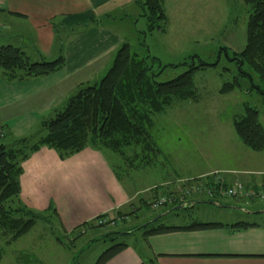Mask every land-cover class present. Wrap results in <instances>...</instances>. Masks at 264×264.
Masks as SVG:
<instances>
[{
    "label": "rangeland",
    "instance_id": "1",
    "mask_svg": "<svg viewBox=\"0 0 264 264\" xmlns=\"http://www.w3.org/2000/svg\"><path fill=\"white\" fill-rule=\"evenodd\" d=\"M158 1L164 20L159 23V32L153 31L144 36L143 43L148 51L146 59L148 64L153 58L158 61L159 66L171 67L164 68L155 80L162 82L176 77L186 70L185 64L193 60L196 63L195 58L215 66L204 67L193 74L195 102L170 100L164 112L152 116L156 147L161 155L172 152L176 162L184 164L179 172L183 177L204 171L210 173L208 177L213 181L218 179L227 185L234 180L248 182L243 184L262 190L260 186L264 183V150L252 152L246 149L235 136L231 121L242 113L243 106H249L257 110V120L264 130V100L261 94L249 89L248 82L244 79H239L240 89L233 88L219 93L221 86L233 82L236 75L233 62L225 58L222 50L224 48L227 56L231 57L238 55L244 48L247 5L242 0ZM108 9L111 13L104 27H110L109 30L118 33L122 42L132 51L142 53L138 46L139 33L146 30V24L144 18L139 16L141 12L136 7L135 0H112ZM73 32L81 34L83 29L80 26L74 28ZM52 59L54 58H45ZM159 66H156L155 72ZM252 83H255V79ZM54 109L44 115L52 114ZM127 155L129 152L125 151V156ZM161 155L152 164L144 162L142 168L135 161L130 166L129 163L116 161V157L106 152L118 178L127 189H142L147 184H158L164 168L174 176L172 172L176 169L170 168L166 162L168 160ZM156 166L157 169L163 167V173L154 175L152 169ZM146 170L150 172L143 176ZM204 183L201 182L200 185ZM182 185H175L173 192L178 195ZM156 188L164 194L169 193L167 189L162 190V186L156 185L135 197L133 205H136L137 199L147 198L153 191L156 192ZM190 195L193 202L209 201L208 196L203 193ZM148 199L144 205L139 206L137 213L134 212V217L125 221L121 216L119 220L115 217L111 226L64 229L56 219L36 220L26 233L14 240H11V234L5 235L6 232L3 233L1 229L0 264H94L99 254L113 243L104 234L140 226L160 215H164V223L173 225L193 222L230 223L238 220L256 223L264 221L262 213H247L263 210L264 197L252 202L216 197L215 200L227 208L196 203L186 209L168 213L162 207L150 210L148 204L152 199ZM187 201L188 199L186 203ZM242 209L245 211H241ZM127 211L128 209H124L121 213L130 217ZM141 239V231L135 230L129 235L119 236L115 242L121 241L138 248Z\"/></svg>",
    "mask_w": 264,
    "mask_h": 264
},
{
    "label": "crops",
    "instance_id": "2",
    "mask_svg": "<svg viewBox=\"0 0 264 264\" xmlns=\"http://www.w3.org/2000/svg\"><path fill=\"white\" fill-rule=\"evenodd\" d=\"M111 2L0 0V45L20 48L32 60L54 58L51 22L60 25L62 39L67 36L63 46L64 64L58 71L21 82L0 77V127L10 136L28 135L41 118L51 115L45 116L47 111L58 108L78 84L93 82L108 65L122 42L118 33L104 27L111 13L108 9ZM89 19H101L103 24L83 23ZM80 26L83 32L75 34L74 28ZM163 157L170 168L176 169L172 172L174 176L164 168L158 184L127 189L114 174L106 152L86 147L59 160L53 150L41 147L21 163L18 198L22 205L35 211H44L51 202L64 229H81V226L90 227L83 223L98 215L113 220L122 217L124 221L134 217L139 206L149 201L148 198L152 199L158 189L147 198L137 199L136 205H133L134 198L156 185L174 193L175 185H199L212 179L208 177L210 173L204 171L183 177L179 172L184 164L176 162L172 152ZM162 168L156 166L153 174L163 173ZM187 203L194 202L189 199ZM162 208L167 213L174 210L173 207ZM124 209H128L130 217L121 213ZM248 223L255 225L236 232L215 228L142 237L138 248L123 242L126 247L104 264H264V221ZM131 229L124 228L122 232Z\"/></svg>",
    "mask_w": 264,
    "mask_h": 264
},
{
    "label": "trees",
    "instance_id": "3",
    "mask_svg": "<svg viewBox=\"0 0 264 264\" xmlns=\"http://www.w3.org/2000/svg\"><path fill=\"white\" fill-rule=\"evenodd\" d=\"M248 7L245 26V45L238 55L225 58L233 62L236 70L233 82L223 84L219 93L233 88L240 89L239 79L248 82L249 89L261 94L264 100V0H242ZM144 18L146 30L140 32L138 46L142 53H135L122 42L114 50L108 65L98 78L91 83L78 84L48 117L41 118L33 130L26 136L14 138L0 127V230L5 235L11 234L14 240L26 233L36 220L59 222L56 210L51 202L44 211L26 208L19 201V176L21 163L39 148L53 150L59 160H64L82 149L109 152L116 161L133 164L137 162L143 168L144 162L152 164L160 155L152 132V116L165 111L170 100L196 101L193 74L196 70L215 64L201 62L198 58L185 64L186 70L176 77L158 82L155 77L166 67L159 66L156 59L147 63V48L143 43L146 33L161 30L159 23L164 15L158 0H135ZM101 19H89L85 23L98 25ZM103 23V22H102ZM54 34L53 46L56 52L54 59L40 57L32 60L20 48L11 45H0V73L6 81L21 82L31 78L53 74L64 64V39L60 37V25L51 22ZM142 38V40H141ZM194 59V57H193ZM156 66L158 71H154ZM255 79V83L253 82ZM231 125L238 141L252 152L264 150V130L257 120V110L243 106L242 113L232 119ZM125 151L129 155L125 156ZM163 157V155H161ZM122 159V160H121ZM114 174L118 178L115 172ZM119 179V178H118ZM213 187V180L204 183ZM222 184L225 183L222 181ZM255 187V186H253ZM264 188V186H261ZM255 189V188H253ZM171 194L170 192L167 195ZM209 198L208 202H217ZM250 202V201H249ZM173 201L164 206L168 209L181 205ZM190 206H185L188 208ZM171 210L172 211H175ZM167 214V213H166ZM98 215L83 225H97ZM255 224L246 221L232 223H196L173 225L164 223V215L157 216L143 226L127 232H111L106 236L112 245L101 252L94 264H104L126 246L115 242L119 236L129 235L140 230L142 237L164 234L175 231H194L221 228L228 232L245 230Z\"/></svg>",
    "mask_w": 264,
    "mask_h": 264
},
{
    "label": "built area",
    "instance_id": "4",
    "mask_svg": "<svg viewBox=\"0 0 264 264\" xmlns=\"http://www.w3.org/2000/svg\"><path fill=\"white\" fill-rule=\"evenodd\" d=\"M192 193H203L208 196V198H232L233 200H248L252 202L258 198L261 199L264 197V188H262V190L252 189L246 187L242 182H237L235 180L232 181L231 184L223 185L222 181L217 179L213 181V187H207L205 184L181 187L178 195L176 193L167 195V193L164 194L157 191L154 198L148 204V208L150 210H155L160 207H164L173 201L181 203L186 202L187 199H190L189 196H191L190 194ZM95 222L97 225L111 226L113 219L98 218Z\"/></svg>",
    "mask_w": 264,
    "mask_h": 264
},
{
    "label": "water",
    "instance_id": "5",
    "mask_svg": "<svg viewBox=\"0 0 264 264\" xmlns=\"http://www.w3.org/2000/svg\"><path fill=\"white\" fill-rule=\"evenodd\" d=\"M264 95V94H263ZM196 203H203V204H208V205H211V206H215V207H226L227 208V206L226 205H221V204H219L218 202H208V201H196V202H194V203H183V204H181V205H179V206H176V207H173L174 209H182V208H184L185 206H192L193 204H196ZM235 208V207H234ZM236 209V208H235ZM241 211H245L244 209H242ZM247 213H254V214H259V213H262V214H264V209L263 210H258V211H253V212H248L247 211Z\"/></svg>",
    "mask_w": 264,
    "mask_h": 264
}]
</instances>
